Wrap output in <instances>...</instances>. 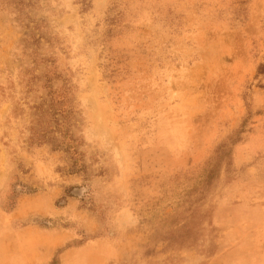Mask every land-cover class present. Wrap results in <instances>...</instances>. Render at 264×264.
Listing matches in <instances>:
<instances>
[{
  "label": "rangeland",
  "instance_id": "374dc122",
  "mask_svg": "<svg viewBox=\"0 0 264 264\" xmlns=\"http://www.w3.org/2000/svg\"><path fill=\"white\" fill-rule=\"evenodd\" d=\"M263 63L264 0H0V264H264Z\"/></svg>",
  "mask_w": 264,
  "mask_h": 264
},
{
  "label": "trees",
  "instance_id": "16d2710c",
  "mask_svg": "<svg viewBox=\"0 0 264 264\" xmlns=\"http://www.w3.org/2000/svg\"><path fill=\"white\" fill-rule=\"evenodd\" d=\"M258 71L260 74H264V63L259 66ZM240 130L230 135L227 140L219 144L213 151L212 156L206 162L203 168L204 181L201 188V192L207 191L212 181L218 177L219 170L224 162H226L232 153V147L238 142L237 137Z\"/></svg>",
  "mask_w": 264,
  "mask_h": 264
},
{
  "label": "crops",
  "instance_id": "0c3cea01",
  "mask_svg": "<svg viewBox=\"0 0 264 264\" xmlns=\"http://www.w3.org/2000/svg\"><path fill=\"white\" fill-rule=\"evenodd\" d=\"M27 231L31 232L33 238L31 240H34V236H35V230L31 229V228H26L24 227ZM23 228V229H24ZM3 238V235L0 234V239ZM95 247V243H90V244H86L85 246L78 248L74 251H76L75 253L72 254V252H70L69 255H65V257L62 258V263L61 264H92L93 261H97L99 264H106L107 260H109L112 255V253H109V256H104L102 255H98L96 253H90L87 251V249H94ZM41 262L40 263H45L47 260H49L50 258V246H44L42 252H41ZM17 257V256H16ZM18 257L15 259H11L9 264H19L16 263ZM35 257L33 258H27L26 263L24 264H30L28 262H35Z\"/></svg>",
  "mask_w": 264,
  "mask_h": 264
}]
</instances>
